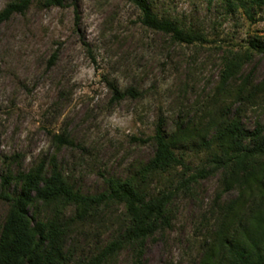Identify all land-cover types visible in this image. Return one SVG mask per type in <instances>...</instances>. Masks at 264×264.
I'll use <instances>...</instances> for the list:
<instances>
[{"label":"rangeland","instance_id":"1","mask_svg":"<svg viewBox=\"0 0 264 264\" xmlns=\"http://www.w3.org/2000/svg\"><path fill=\"white\" fill-rule=\"evenodd\" d=\"M14 1L0 0V12ZM147 1L157 16L204 32L206 42L178 44L145 27L130 0H70L50 8L35 0L25 14L0 24V232L9 210L1 194L20 190L19 181L5 189L3 180L41 160L49 173L54 159L76 189L95 196L153 158L160 119L167 136L179 124L197 130L210 121L221 129L234 118L249 130L264 124V95H252L264 82V54L249 51L264 34V8L253 7L249 18L225 0ZM232 59L242 65L226 79ZM59 136L69 143L60 144ZM177 152L189 170L184 175L180 168L175 179L209 169V153L188 144ZM223 179L222 171L189 179L168 206L170 227L105 264L199 263L223 209L242 195L238 188L226 191ZM165 182L152 186L159 191L169 187ZM77 211L70 205L63 213L72 218ZM29 213L33 221L52 215L40 203ZM125 213L123 205L110 204L99 227L76 230L65 249L70 264L99 254L123 230Z\"/></svg>","mask_w":264,"mask_h":264},{"label":"trees","instance_id":"2","mask_svg":"<svg viewBox=\"0 0 264 264\" xmlns=\"http://www.w3.org/2000/svg\"><path fill=\"white\" fill-rule=\"evenodd\" d=\"M34 1L8 4L0 12V24L15 14H25ZM37 1L50 8L65 7L70 0ZM130 1L141 11L145 27L169 35L178 44L206 42L201 30L188 28L176 19L157 16L147 0ZM225 1L233 10L244 8L249 18L253 7L264 8V0ZM249 51L264 54V34L250 42ZM241 65V59L226 62L224 78L233 77ZM113 91L117 99L124 95L117 86H113ZM130 93L136 94L134 90ZM258 93L264 95V82L252 95L258 97ZM163 125L160 119L151 138L155 144L153 158L134 177L126 181L109 180L108 190L95 196L83 195L76 189L54 159L49 173L46 162L41 160L15 178L5 177V189L16 180L20 182V190L14 195L1 194L9 210L0 232V264H70L65 249L71 235L78 229L99 227L98 218L110 204L123 205L126 209L123 230L99 254L75 263L105 264L125 246H141L147 238L170 227L168 206L176 193L187 181H196L216 171L224 173L226 191L238 188L242 195L223 209L210 245L197 264H264V124L253 130L245 128L237 118L221 129L213 121L200 130L179 124L170 136L166 135ZM212 130L215 132L210 137ZM57 140L60 144L69 143L64 136ZM187 144L209 153L206 164L209 169L203 167L188 180L184 177L177 180L174 176L180 168L184 175L189 170L177 152ZM161 180H166L169 187L157 191L152 185ZM176 181L179 182L174 187ZM35 203L42 204L52 215L33 221L29 209ZM70 205H76L78 211L74 217L66 218L63 211Z\"/></svg>","mask_w":264,"mask_h":264}]
</instances>
